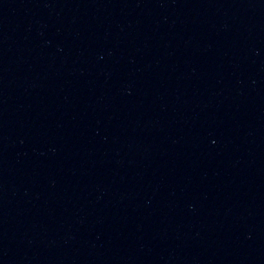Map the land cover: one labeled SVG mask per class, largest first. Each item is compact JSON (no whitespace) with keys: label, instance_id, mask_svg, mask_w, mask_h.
<instances>
[{"label":"water","instance_id":"obj_1","mask_svg":"<svg viewBox=\"0 0 264 264\" xmlns=\"http://www.w3.org/2000/svg\"><path fill=\"white\" fill-rule=\"evenodd\" d=\"M0 264H264V0H0Z\"/></svg>","mask_w":264,"mask_h":264}]
</instances>
